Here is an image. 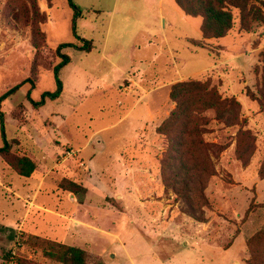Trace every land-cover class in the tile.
I'll return each mask as SVG.
<instances>
[{
    "label": "rangeland",
    "instance_id": "1",
    "mask_svg": "<svg viewBox=\"0 0 264 264\" xmlns=\"http://www.w3.org/2000/svg\"><path fill=\"white\" fill-rule=\"evenodd\" d=\"M73 1L76 17L67 0H0V94L20 83L0 102V264H63L44 254L52 241L86 264H264V0L231 7L211 38L185 12L163 29L157 0ZM147 32L174 53L149 61ZM62 54L61 96L33 105ZM131 96L145 118L130 137L118 130ZM19 156L28 177L9 164Z\"/></svg>",
    "mask_w": 264,
    "mask_h": 264
},
{
    "label": "trees",
    "instance_id": "2",
    "mask_svg": "<svg viewBox=\"0 0 264 264\" xmlns=\"http://www.w3.org/2000/svg\"><path fill=\"white\" fill-rule=\"evenodd\" d=\"M252 0H175L176 5L186 14L189 15H199L202 17V24L200 26V30L202 32L203 38H211V37H221L225 34V32L229 29V23L231 17L230 8L236 7L241 11H244ZM222 2L223 8L227 9L229 13L225 11H217L213 3ZM67 3L70 8L73 9V17L79 15L80 9L75 4L73 0H67ZM74 30V26L72 27ZM73 43H60L58 48L60 47H69L73 46ZM91 48L90 40L83 39V47L82 49L86 52ZM69 55L62 54L61 60L53 66L52 72L55 81V89L53 91H45L41 95L38 101H33L30 99L33 105L44 104L45 100H54L58 98L62 92V81L59 77L60 69L69 62ZM27 80V79H26ZM20 87V83L15 84L10 87L8 90L0 94V102L5 99L7 96L12 94L15 90ZM211 93L210 99L213 102H217L218 99L214 93ZM170 95H173V88L170 91ZM0 128L1 135L3 138V145L0 146V154H7L9 149L8 142L6 140L4 134V115L0 110ZM9 164L17 171V173L21 176L28 177L35 169L34 162L27 156H19L14 157L13 160H9ZM60 187L68 190L72 193H81L84 191L82 186L77 185L72 181H61ZM51 246L56 247L57 250L48 249L44 250V254L50 258H56L63 264H86V252L85 250L71 245H65L62 243H58L55 241L51 242Z\"/></svg>",
    "mask_w": 264,
    "mask_h": 264
},
{
    "label": "crops",
    "instance_id": "3",
    "mask_svg": "<svg viewBox=\"0 0 264 264\" xmlns=\"http://www.w3.org/2000/svg\"><path fill=\"white\" fill-rule=\"evenodd\" d=\"M147 2H154V0L150 1V0H146ZM164 3L166 5V8H165V13H164ZM157 6L160 8V10L158 11V15L157 17L160 16V18L162 17V21H163V29H170L171 26H173V18L176 14H180L181 16H187L184 14V12L176 5L175 3V0H157ZM110 24V23H109ZM163 32V30H162ZM162 35H152V33H146V42L144 43L145 45V49L146 48H150L152 44H155V52L153 53V55L151 56V59L149 61H153L154 59H157L160 55V52H164V49H166V53L167 54H173L174 53V49H170L168 46L164 45V42H162ZM155 38V39H154ZM181 39V37H179ZM161 39V40H160ZM155 40V41H154ZM184 41H186V38H184ZM105 47V45H104ZM105 49V48H104ZM103 49V50H104ZM108 60L110 61V63L115 67V68H119V66L114 62L112 61L110 58H108ZM185 65V64H184ZM183 65V66H184ZM122 73H124L125 71L124 70H121ZM188 75L190 73V71L188 72H179V78H182L183 76H185L186 74ZM163 85V84H162ZM62 91H63V88H62ZM62 93V92H61ZM61 96V94H60ZM59 96V97H60ZM58 97V98H59ZM56 98V99H58ZM128 98V97H127ZM134 97H129V100L130 101H134L135 103L133 104V102L131 103V105H133L130 110L125 114V116L120 119L122 122L125 123L126 125V129L124 128H120L118 131L119 133H121L122 131H124L125 134H127L128 136H132L131 134H133V132H135L134 130L131 131V127L134 128V127H138V125H141L142 124V121H144V118H145V114H144V110H143V104L141 102V98H139L138 100H136ZM136 100V101H135ZM53 101V100H51ZM71 104L67 105V107L69 108V110L71 111L72 110V106L69 107ZM151 107H153V104H150ZM69 112V111H68ZM59 116V118H62V119H65L66 116L64 114H61L60 111H56L54 113V117L55 118H58L57 116ZM151 117H152V114H151ZM148 118V117H147ZM62 134V133H61ZM62 140H64V142H69V139L66 138V136L62 135ZM91 154L92 151L90 152H87L86 153V156L87 157H91ZM98 154V151L97 153H94L95 156H97ZM90 155V156H89ZM92 159L89 160L92 165H95V163H99L100 161H97V159L95 158H90ZM104 165V164H103ZM98 182L100 183L101 181L98 180ZM41 183L39 182L37 184V186H40ZM33 205L37 206V207H40V205H38L37 202H34L33 201ZM56 214L54 213H51V214H54L53 216H55L62 224V226H66L67 224L69 225L68 221H70V219H73V217H69L65 214H62V213H57L55 212ZM68 225L66 227H68ZM68 229L70 230V228L68 227Z\"/></svg>",
    "mask_w": 264,
    "mask_h": 264
},
{
    "label": "built area",
    "instance_id": "4",
    "mask_svg": "<svg viewBox=\"0 0 264 264\" xmlns=\"http://www.w3.org/2000/svg\"><path fill=\"white\" fill-rule=\"evenodd\" d=\"M73 152H74V150H73V149H69L68 151H66V154H67L68 156H70V155H72V154H73Z\"/></svg>",
    "mask_w": 264,
    "mask_h": 264
}]
</instances>
